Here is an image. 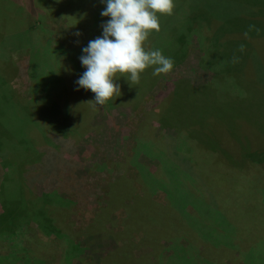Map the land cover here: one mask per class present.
I'll return each mask as SVG.
<instances>
[{"label":"rangeland","instance_id":"rangeland-1","mask_svg":"<svg viewBox=\"0 0 264 264\" xmlns=\"http://www.w3.org/2000/svg\"><path fill=\"white\" fill-rule=\"evenodd\" d=\"M175 5L172 15L160 16L161 30H153L147 42V47L161 49L174 59L173 69L154 76L150 67L141 74L139 84L133 85L119 77L116 82L122 95L104 106L93 108L94 102L81 92L78 109L70 110L78 121L69 130L58 122V131L53 132L62 144L59 156L66 162L60 175L64 173L67 184L58 182L57 191H53L58 195L50 205L58 206L59 235L64 236L44 233L40 214L34 219L31 213L15 216L16 208L9 199L16 174L12 164H0V264H108L105 255L124 242L118 222L126 206L140 199L142 205L150 200L172 205L173 195L181 188L192 192L190 199L204 198L200 185L191 178H181L180 183L167 179L166 167L174 171L173 161L154 153L191 122L203 128L195 126L198 144L207 135L236 144L251 140L245 144L249 151L264 150V0H175ZM104 8L102 0H0V32L4 36L0 65L11 64L7 78L14 93L22 99H31L35 90L38 95L40 87L30 73L46 82L53 74V63L64 67L78 86L76 81L86 71L79 59L82 49L102 36L101 25L110 19L101 16ZM82 91L94 100L95 93ZM68 93L55 101L48 95L41 103L37 101L39 108L45 112L55 109L60 117L65 113L68 118ZM49 101L55 102L53 108ZM35 106H29V111ZM193 141L189 140L188 146ZM180 163L184 166L186 162ZM258 167V162L251 164L253 175L261 177L259 197L250 192L242 200L237 197L231 210L221 204L228 224L220 219L215 227L219 236L211 233L193 241L191 233H186L190 236L180 241L187 248L182 255L188 264H264V181ZM27 170L22 171V178L27 179L23 185L26 205L45 211L47 202L31 196L40 195L45 186H52L50 179L58 180L60 175L51 172L55 170L52 166L39 169L40 176ZM183 170L191 176L189 170ZM112 192L120 201L109 208ZM192 201L184 205V213L206 216ZM102 208L106 222L96 225L95 216ZM141 232L129 236L131 242L142 241L130 245L128 264L179 262L170 243ZM188 238L199 243L190 246Z\"/></svg>","mask_w":264,"mask_h":264},{"label":"trees","instance_id":"trees-1","mask_svg":"<svg viewBox=\"0 0 264 264\" xmlns=\"http://www.w3.org/2000/svg\"><path fill=\"white\" fill-rule=\"evenodd\" d=\"M3 39L4 36L0 32V43ZM11 68L12 66L9 63L0 65V164L1 166L12 164L13 172L16 174L14 178V192L12 191L9 201L16 208L14 211L16 217L20 216L21 213L25 214V216L31 213L29 216L34 219L35 214H40L41 220L39 219V223L45 227L44 233L54 232L56 236H62L63 233L59 235V230L62 229V226L61 222H59V214L56 212L58 206L50 205V201L53 199L54 201L56 200L53 197L58 194L53 191H57L55 189H57L56 185L58 182L63 186L67 184L64 173L62 176L60 175L66 161L62 160L59 156L62 144L54 138V134L56 133L53 132L58 131V122L60 123V127L62 123V128L69 130L73 126V123H75V120L78 121L70 110H72L71 107L78 109L77 105L81 92L86 97L88 95L90 100L92 98L85 91H82V88L74 85L73 79L67 75L64 67L55 63L52 64V69H54L53 74L51 73V77L46 82L37 79L34 73H30L33 79H36V81L33 80V83H36L35 85L44 91L42 96V91L39 88V94L37 95L35 90V92H32L33 96L31 99L19 98V95L15 94L8 84L7 72H10ZM64 92H69L67 95L65 94L68 118H66L65 113L60 117V111L55 113V109H48L45 112L44 109L39 108L37 101L44 100L48 95L54 98L55 101ZM91 94L93 95V92ZM54 101H49V105L52 108L55 106ZM34 105H37L35 106L36 108L33 112H30L29 106L32 108ZM82 108L84 107H81V110L79 108L81 112L83 111ZM81 112H78L77 117ZM195 126H198L203 131L202 126L194 122L182 126L178 129L176 138L170 136L166 144H162V147L156 148L154 153L163 154L167 157L170 156V160L173 161L175 166L174 171L169 166L166 167L167 171L164 170L167 174V177L165 176L167 179H172V181H178L180 183L182 181L181 178H191L198 182L201 187V192L205 197L199 199L193 195L195 198L190 199V193L192 192H185L181 188L180 193L177 192L173 195L172 205L160 204L153 200L146 201L145 205H142L144 201L140 199L139 201L135 200L134 204L131 203V205L126 206L124 208L125 214L118 222L122 227L120 238L124 242L118 244L112 251L105 255L108 264L116 259L120 260L119 264H128L129 256L131 257L130 253L127 255L130 245H134L133 247H135L142 241V239L137 242H131L129 240V236L133 231H142L141 233L144 236L149 234L154 236L158 235V239L170 243L173 250L180 254L173 255L179 262L173 261L171 264H188L182 255L185 246L180 243L181 240L185 239L184 236H193L191 238L193 241H198V236H212L211 233L219 236L220 233L216 232L217 228L215 227L220 225V219H224V224L227 223L225 219L227 215L223 211L224 208L221 204H227L230 209L234 204L233 200L235 198L240 197V200H242L243 197L249 196V192L259 197L260 193L257 192V188L259 183L258 179L261 177L258 178L253 175L251 172V164L259 163L257 170L261 173L264 181V150L255 153L249 151L245 144L249 145L251 140L236 144L232 140L225 141L224 139L209 138L206 134V138L198 144L194 137ZM175 139L179 141L175 142ZM189 140H194V144L188 146L187 143H189ZM253 145L257 146V143L254 142ZM180 160L186 162L184 166L181 165ZM40 161L42 162L41 164ZM34 163L40 165L31 166ZM237 163H239V166ZM44 166L47 168L50 166L54 167L55 170L51 172L60 175L58 180L51 178L50 184L52 186H45V189L42 190L40 195L33 194L34 196H31V198H42L47 202L45 211L42 208H35L33 205L32 207L31 205H26L29 202L26 199V194L23 192V185L27 182V179L25 176V178H22L24 168L29 169L27 170L29 174H31L30 171L34 170L36 171L35 175L40 176L42 170L39 169H43ZM158 167L162 169L161 166ZM183 168L189 170L192 177ZM28 178L30 182L31 177L28 176ZM46 178L49 177L46 176ZM11 182L13 183V180ZM237 192H241L242 195H238ZM223 193L225 194L223 195ZM114 194L115 192H112L108 199L109 208L118 206L120 201V196H115ZM143 199L146 198L144 197ZM192 199L196 201L193 202ZM190 201L195 203L198 212H204L206 216L202 214L198 217H191L189 214L184 213L183 207ZM140 203L141 206H138ZM104 216L106 214L102 208L96 214L94 223L96 225L104 224L106 222ZM196 219L198 223L193 224ZM229 226L233 229L236 227L233 223H230ZM89 228L90 226L88 225L87 229L89 230ZM186 233L191 234L187 235ZM191 239L188 238V245L196 246L199 243L192 242ZM139 264H143V262L141 261Z\"/></svg>","mask_w":264,"mask_h":264},{"label":"clouds","instance_id":"clouds-1","mask_svg":"<svg viewBox=\"0 0 264 264\" xmlns=\"http://www.w3.org/2000/svg\"><path fill=\"white\" fill-rule=\"evenodd\" d=\"M106 8L101 16L102 36L89 41L82 49L80 61L86 71L76 81L85 90L95 93L92 107L104 106L109 100L122 95L119 77L139 84L141 74L153 68V75L169 73L174 59L161 49L147 47L153 30H161L160 16L172 15L175 0H102ZM79 35V33H77Z\"/></svg>","mask_w":264,"mask_h":264}]
</instances>
